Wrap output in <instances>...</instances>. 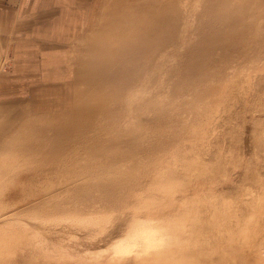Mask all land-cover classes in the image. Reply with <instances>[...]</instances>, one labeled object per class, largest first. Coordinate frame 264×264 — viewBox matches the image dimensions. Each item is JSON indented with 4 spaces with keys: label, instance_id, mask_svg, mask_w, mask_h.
Returning <instances> with one entry per match:
<instances>
[{
    "label": "rangeland",
    "instance_id": "1",
    "mask_svg": "<svg viewBox=\"0 0 264 264\" xmlns=\"http://www.w3.org/2000/svg\"><path fill=\"white\" fill-rule=\"evenodd\" d=\"M81 20L47 79L0 50V264H264V0Z\"/></svg>",
    "mask_w": 264,
    "mask_h": 264
},
{
    "label": "crops",
    "instance_id": "2",
    "mask_svg": "<svg viewBox=\"0 0 264 264\" xmlns=\"http://www.w3.org/2000/svg\"><path fill=\"white\" fill-rule=\"evenodd\" d=\"M83 7L84 0H0V50L15 57L14 72L47 79L58 65L54 57L77 33Z\"/></svg>",
    "mask_w": 264,
    "mask_h": 264
}]
</instances>
